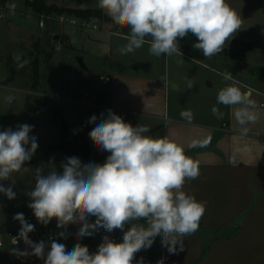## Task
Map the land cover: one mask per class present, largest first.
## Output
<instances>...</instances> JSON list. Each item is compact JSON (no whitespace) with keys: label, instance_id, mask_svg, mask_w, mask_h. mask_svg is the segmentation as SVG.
<instances>
[{"label":"clouds","instance_id":"9594fccd","mask_svg":"<svg viewBox=\"0 0 264 264\" xmlns=\"http://www.w3.org/2000/svg\"><path fill=\"white\" fill-rule=\"evenodd\" d=\"M98 7L115 24L130 29L127 44L118 49L121 55L141 48L146 42L150 54L156 57L181 53L178 38L191 33L198 40L193 47L210 58L224 51L225 43L242 25L226 0H98ZM14 60L18 68L27 63L20 54ZM223 75L225 80L233 79L230 72ZM192 87L189 80L188 88ZM217 103L236 106L234 117L241 135H246L247 125L258 119L255 101L237 86L222 88ZM212 114L217 119L224 117L215 106ZM181 117L191 121L192 113L183 111ZM88 123L95 124L89 133L91 140L100 151L110 153L106 161L83 164L79 158L70 157L61 164L62 173L54 165L47 174L43 168H36L34 189L27 193L31 198L28 207L45 226L52 219L57 221L58 228L78 224L77 240L103 228L109 233L116 229L123 231L122 242L104 236L94 253L80 243L70 251L55 240L36 243L29 239L35 226L26 221L23 213H18L14 220L21 225L19 238L32 251H12L17 256L44 259L48 247L44 264H134L136 253L150 248L157 236L169 253L184 251L183 238L198 231L206 211L201 202L182 190L187 180L199 176L198 163L176 142L145 135L150 131L148 127H133L111 110L106 117L101 114L98 123L95 115ZM32 128L22 124L16 130L9 127L0 131V180L10 179L36 152L37 138L29 135ZM207 143L208 140L194 141L191 146L204 147ZM0 193L9 200L16 197L12 187L3 184ZM93 216L95 222H90ZM141 220L146 222L140 223ZM126 225L130 227L124 231ZM59 236L67 238L65 232ZM136 264L145 262L141 259Z\"/></svg>","mask_w":264,"mask_h":264},{"label":"crops","instance_id":"0c3cea01","mask_svg":"<svg viewBox=\"0 0 264 264\" xmlns=\"http://www.w3.org/2000/svg\"><path fill=\"white\" fill-rule=\"evenodd\" d=\"M5 3H13L16 7L8 9L4 17L0 16V80L19 84L18 72L10 80L8 71L9 65L17 66L14 56L20 54L22 60L27 61V57L34 53L39 56V63L43 57L50 62L53 55L48 54L46 47L52 39L60 40L71 51L89 54L90 63L98 70L99 76L111 78L107 84L99 82L92 95L85 92L78 99H64L68 105H74V120L66 116L69 109H57L73 135L87 138L95 127V124L88 123L89 119L95 115L98 123L101 114L106 117L111 110L133 127H148L150 131L145 135L167 137L176 142L198 163L199 176L187 180L182 190L201 202L206 211L198 231L183 238L184 251L173 254L162 247L163 264H264V92L234 75L232 80H225L223 74L227 73L230 64L224 59L212 56L214 60L206 61L191 56L182 48H179L181 53L164 55V73L153 71L157 63L154 55H150L151 69L143 70L140 61L111 66L108 60L112 37L126 38L129 34L102 25L97 29H78L81 37L79 49L70 35L55 32L54 23L48 22L41 28L39 18L25 6L24 0H0V6ZM95 22L100 21L95 19ZM104 35H108V41ZM145 44L149 45L148 42ZM53 52L57 51L53 49ZM79 55L84 61L83 55ZM99 57L107 61H101ZM86 71L91 72L88 68ZM89 78L96 79V75L93 73L91 77L89 73ZM189 80L192 88H188ZM39 81L36 88L25 89L35 98L48 100L50 97L46 91H37L41 86ZM229 85L248 92L255 101L254 111L258 119L247 125L249 131L246 135H241L235 120L236 106L217 103L218 92ZM71 93L75 94V89ZM85 94L87 97L83 98ZM167 97H171V106H167ZM214 106L224 113L222 120L212 114ZM187 110L192 113L191 121L181 117V112ZM203 140H208L206 146H191L194 141ZM18 226L20 223L14 218L10 221L0 216L1 228ZM125 227L127 231L130 226ZM50 228L44 227L39 232L46 233ZM99 231L96 240L86 236L79 242L86 245L90 253H94L96 244L101 243ZM158 237L154 242L157 243ZM13 254L8 247L0 249V264H6ZM148 255L146 249H142L138 258L151 264ZM37 261L23 259L27 264Z\"/></svg>","mask_w":264,"mask_h":264},{"label":"rangeland","instance_id":"374dc122","mask_svg":"<svg viewBox=\"0 0 264 264\" xmlns=\"http://www.w3.org/2000/svg\"><path fill=\"white\" fill-rule=\"evenodd\" d=\"M226 2L241 18L242 25L240 30L231 38V40L225 43L224 51L215 56L221 60L224 59L230 64V67L226 68L227 72H230L238 78L240 77L239 79H242L244 82L248 81L249 83H252L253 86L264 92V0H226ZM50 3L70 9H100L98 7V0H51ZM62 15L64 17L68 16L70 18L80 19V17L68 13H63L60 16ZM53 17L57 18L58 16L54 15ZM98 20L100 22L95 23L99 27L102 25V27L106 29L118 31L120 33L129 34L130 32L129 28L119 26L113 21H107L104 19ZM48 22L52 21L46 20V23ZM54 24L55 32L57 34L65 33L70 35L74 45L79 49L81 48L79 43L81 37L78 29L82 28L68 22L60 23L55 21ZM104 36L105 40L106 38L108 39V35ZM197 42V38L191 33L184 38H178L179 48H182L183 50L187 49V52L191 56L206 61L214 60L213 57H204L200 50L193 47ZM110 43V59L108 61L111 63V66H122L130 61H140L143 70H146L149 67L151 69L149 45L144 44L141 48L136 49L131 53L121 55L118 49L127 44V39L120 35H114ZM54 46H59L60 50L53 52ZM46 50L48 54L53 55V58L50 62H46L45 57H43L44 59L39 63V83L41 86L40 89L38 88V90H36L40 93L46 91V94L50 97L48 100L39 96V98H35V96L33 97L26 91V89L30 90L34 86L33 71L30 66L29 56L27 57V63L23 68L16 67V72L20 75L19 84L15 82L7 83L6 81L3 82L0 80L3 85H7L0 88V131L6 130L9 127L16 130L18 125L28 124L33 126L29 135L35 136L38 143L36 152L29 161L25 162L23 165L24 168L18 172L12 173L10 179L0 180V184H3L5 187L11 186L16 193L15 199L11 200H9L3 193H0V216H4L10 221L18 213H23L24 217L27 215L29 207L26 205L31 203V198L27 193L34 189L35 169L43 168L44 174H47V172L51 170V166L54 165L55 170L62 173L63 169L61 164L65 163L67 158L71 157L58 149L61 128L56 120L59 117L62 118V115L57 109H69L65 112L66 116L69 119L74 120V105H68L69 103L64 99L68 97L78 99L85 92L92 95L98 87L99 82H101L99 80L98 70L94 69L90 63L89 54L71 51L62 41H55L53 39L46 47ZM79 54L83 55L84 63L87 68L91 70L89 73H94L96 79L89 78V73L81 68L77 60L80 56ZM99 58L101 61H107L104 58ZM156 58L157 63L156 67L153 68V71L164 73V65L166 61L165 56L161 55ZM10 68L11 65H9V73ZM73 89L76 91L75 94L71 93ZM166 103L167 106H171V97L170 99L167 97ZM80 137H84V135ZM79 159L83 164L89 163V161L83 157ZM89 219L90 222H95L96 218L93 216ZM143 221L144 220H141L139 222L143 223ZM34 226V231L39 232V230L44 227H57V221L52 219L50 223L45 226L36 219ZM66 227L79 231L80 226L78 224H70ZM99 232L102 233V230ZM97 234L98 231L91 236L92 240L97 239ZM113 234L117 235L118 238L123 239V234L120 235L118 230H114ZM40 235L45 241V233L40 232ZM82 240L83 238L80 240L59 238L55 241L57 243H63L66 246V250L70 251L76 243H79ZM45 242L46 244L49 243L48 241ZM100 244H96L94 252L97 251ZM49 250L48 247L45 248L44 259H46ZM146 252L150 254L148 255V261L151 264H158V262L161 261L162 247L156 242H154L150 248L146 249ZM138 253L135 255L134 264H136V261H139ZM9 257L10 258L7 260L6 264H27L23 262L21 257L15 254ZM44 259L37 261L35 264H44Z\"/></svg>","mask_w":264,"mask_h":264},{"label":"trees","instance_id":"16d2710c","mask_svg":"<svg viewBox=\"0 0 264 264\" xmlns=\"http://www.w3.org/2000/svg\"><path fill=\"white\" fill-rule=\"evenodd\" d=\"M8 1V0H3ZM25 6L30 9L40 19L41 16L53 17L60 16L63 13L75 15L80 18H95L112 21V19L104 13L101 9L95 8H80L70 9L59 7L56 4L50 3L51 0H24ZM30 66L33 71V88L37 87L39 81V56L37 54H30ZM16 65L10 68V80L14 78L16 73ZM8 80V81H10ZM60 124L61 134L58 149L64 154L81 158L83 157L94 164H103L110 153L100 151L94 142L88 141L86 137L75 136L71 133L69 125L61 117L56 120Z\"/></svg>","mask_w":264,"mask_h":264},{"label":"built area","instance_id":"2783aa9c","mask_svg":"<svg viewBox=\"0 0 264 264\" xmlns=\"http://www.w3.org/2000/svg\"><path fill=\"white\" fill-rule=\"evenodd\" d=\"M16 6L13 3H5L2 4L0 6V16L4 17L5 13L8 9H14ZM46 20L48 21H52V23H54L55 21H58L60 23H70L72 25L78 26L79 28L82 29H97L98 25L95 23V18H70V17H64L62 16H58L57 18L54 17H47V16H41L40 21H39V26L41 28H44L46 26ZM54 51H59L60 47L59 46H54ZM99 80L105 84L109 83L111 81V78L109 76L106 75H101L99 76ZM4 85L0 82V88L3 87ZM87 94H85L83 96V98H86ZM264 106V104H262ZM25 219L27 222L31 223L32 225H35L36 222V218L34 216L33 211L29 208L27 215L25 216ZM21 225L16 227V228H10V229H3L0 227V249L3 248H9L11 251L13 249H18L20 251H25L27 250L28 252H31L32 249L26 245L24 243V241L22 239L19 238V231H20ZM119 231V234L122 235L123 231L116 229ZM124 231H126V227L124 229ZM60 232H65L66 233V237L68 239H77L76 233L78 232V230L76 229H71V228H58V227H54V228H50L48 230H46L45 233V241H52V240H57L59 238H62L59 236ZM104 236H108L110 239L114 240L117 243H121L122 242V238H118L117 235L113 234V231L111 233L106 232L104 229H102V233H101V243L103 242V238ZM29 239L33 242L39 243L40 241H44V239L42 238V236L40 235V232H36L33 231L31 233H29ZM161 237H158L157 243L158 245L162 246L161 243ZM17 240V242L14 244V241ZM13 252V251H12ZM14 253V252H13ZM24 260H26L27 262H35L37 261L38 257L34 256V255H29V256H21Z\"/></svg>","mask_w":264,"mask_h":264},{"label":"water","instance_id":"95a60500","mask_svg":"<svg viewBox=\"0 0 264 264\" xmlns=\"http://www.w3.org/2000/svg\"><path fill=\"white\" fill-rule=\"evenodd\" d=\"M77 60H78V62H79V64H80L81 68H83V69L86 70L87 67H86V65H85V63H84V61H83V58H82V57H78ZM91 77H92V74H91ZM87 140L93 142V141L91 140V138L89 137V135L87 136Z\"/></svg>","mask_w":264,"mask_h":264}]
</instances>
